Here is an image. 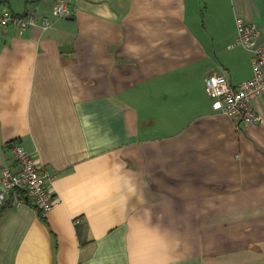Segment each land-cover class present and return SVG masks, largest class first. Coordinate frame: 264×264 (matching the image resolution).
I'll list each match as a JSON object with an SVG mask.
<instances>
[{"label":"crops","instance_id":"0c3cea01","mask_svg":"<svg viewBox=\"0 0 264 264\" xmlns=\"http://www.w3.org/2000/svg\"><path fill=\"white\" fill-rule=\"evenodd\" d=\"M52 5L0 0L50 21L0 28V170L16 141L56 196L2 211L0 264H264V122L237 125L204 82L252 75L235 18L264 44V0Z\"/></svg>","mask_w":264,"mask_h":264},{"label":"built area","instance_id":"2783aa9c","mask_svg":"<svg viewBox=\"0 0 264 264\" xmlns=\"http://www.w3.org/2000/svg\"><path fill=\"white\" fill-rule=\"evenodd\" d=\"M52 15L58 18L72 14L75 0H51ZM235 43L245 47L251 53L252 75L232 85L222 73L213 72L204 79L205 91L214 99V108L229 115L237 125L261 124L262 114L256 110L257 100L264 95V44L259 41V29L254 22L236 16ZM40 25L42 29L50 26L47 16L38 21L36 15L28 13L18 15L10 10L0 11V28L14 26L23 31L31 26ZM15 167L3 166L0 170V205L11 193L24 191L42 216L56 203V196L50 186L51 173L41 167L34 154L27 151L16 141H10ZM25 201L14 197L13 206Z\"/></svg>","mask_w":264,"mask_h":264},{"label":"trees","instance_id":"16d2710c","mask_svg":"<svg viewBox=\"0 0 264 264\" xmlns=\"http://www.w3.org/2000/svg\"><path fill=\"white\" fill-rule=\"evenodd\" d=\"M15 196H16L17 198L21 199V200H24L25 203H28V204L31 203L30 199L25 195L24 191H17V192H15V193L13 192V193H11V194L8 196V198L6 199V201H5L2 205H0V216H1L2 211H3L4 209L13 206V205H12V201L14 200V197H15Z\"/></svg>","mask_w":264,"mask_h":264},{"label":"water","instance_id":"95a60500","mask_svg":"<svg viewBox=\"0 0 264 264\" xmlns=\"http://www.w3.org/2000/svg\"><path fill=\"white\" fill-rule=\"evenodd\" d=\"M69 47H71L69 44H63V45H61L60 50H61V51H67V49H68Z\"/></svg>","mask_w":264,"mask_h":264}]
</instances>
